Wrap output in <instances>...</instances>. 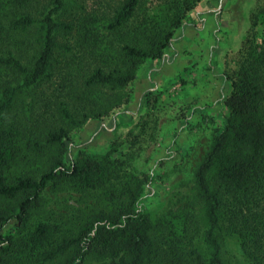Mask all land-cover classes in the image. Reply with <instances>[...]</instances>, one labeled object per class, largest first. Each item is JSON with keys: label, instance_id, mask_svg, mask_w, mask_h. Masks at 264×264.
I'll list each match as a JSON object with an SVG mask.
<instances>
[{"label": "trees", "instance_id": "1", "mask_svg": "<svg viewBox=\"0 0 264 264\" xmlns=\"http://www.w3.org/2000/svg\"><path fill=\"white\" fill-rule=\"evenodd\" d=\"M0 0V264H264V35L248 36L190 181L154 213L134 154L66 140L130 100L200 0ZM264 30V8L253 14Z\"/></svg>", "mask_w": 264, "mask_h": 264}, {"label": "rangeland", "instance_id": "2", "mask_svg": "<svg viewBox=\"0 0 264 264\" xmlns=\"http://www.w3.org/2000/svg\"><path fill=\"white\" fill-rule=\"evenodd\" d=\"M263 8L264 0H200L164 55L142 64L128 86L130 100L74 130L66 140V157L81 149L130 151L133 165L154 175L143 204L163 213L166 199L182 189V181H190L224 124L223 100L231 87L226 71L248 36L263 38V27L252 25L253 14ZM225 256L229 264H249L240 249H228Z\"/></svg>", "mask_w": 264, "mask_h": 264}]
</instances>
